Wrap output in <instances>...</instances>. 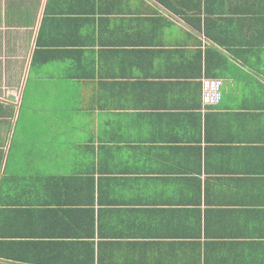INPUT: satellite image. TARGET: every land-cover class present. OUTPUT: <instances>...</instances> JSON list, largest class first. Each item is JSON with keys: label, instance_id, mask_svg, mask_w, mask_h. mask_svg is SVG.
Listing matches in <instances>:
<instances>
[{"label": "crops", "instance_id": "obj_1", "mask_svg": "<svg viewBox=\"0 0 264 264\" xmlns=\"http://www.w3.org/2000/svg\"><path fill=\"white\" fill-rule=\"evenodd\" d=\"M0 264H264V0H0Z\"/></svg>", "mask_w": 264, "mask_h": 264}, {"label": "built area", "instance_id": "obj_2", "mask_svg": "<svg viewBox=\"0 0 264 264\" xmlns=\"http://www.w3.org/2000/svg\"><path fill=\"white\" fill-rule=\"evenodd\" d=\"M202 103L206 107L216 106L222 98L221 81L205 79L202 81L201 88Z\"/></svg>", "mask_w": 264, "mask_h": 264}, {"label": "rangeland", "instance_id": "obj_3", "mask_svg": "<svg viewBox=\"0 0 264 264\" xmlns=\"http://www.w3.org/2000/svg\"><path fill=\"white\" fill-rule=\"evenodd\" d=\"M201 103H202V96H201ZM202 105H203V103H202ZM25 106H28V104H25ZM210 107H214V106H210ZM23 111V110H22ZM23 113H24V111H23ZM22 140H21V138L19 137L18 138V152L15 150V149H13L12 150V152H11V159L9 160V162H8V170H10V165H11V163L13 164L14 162H21V155L19 154L21 151H20V148H22L23 147V144H22V142H21ZM25 167H27V166H25V164L23 165V168H25Z\"/></svg>", "mask_w": 264, "mask_h": 264}, {"label": "bare ground", "instance_id": "obj_4", "mask_svg": "<svg viewBox=\"0 0 264 264\" xmlns=\"http://www.w3.org/2000/svg\"><path fill=\"white\" fill-rule=\"evenodd\" d=\"M205 79H214V80H219L218 78H203V79H202V81H203V80H205ZM219 81H221V80H219ZM201 88H202V83H201ZM221 93H222V91H221ZM221 100H222V98H221ZM220 102H221V101H220ZM216 106H217V105H216Z\"/></svg>", "mask_w": 264, "mask_h": 264}]
</instances>
